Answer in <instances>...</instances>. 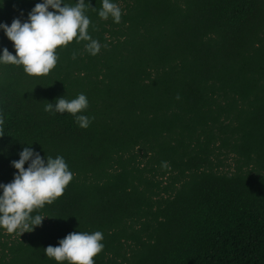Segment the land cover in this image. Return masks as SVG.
Segmentation results:
<instances>
[{
	"label": "trees",
	"instance_id": "trees-1",
	"mask_svg": "<svg viewBox=\"0 0 264 264\" xmlns=\"http://www.w3.org/2000/svg\"><path fill=\"white\" fill-rule=\"evenodd\" d=\"M37 2L0 0V22ZM115 2L119 22L84 9L97 54L74 38L47 74L0 64V182L32 143L73 173L40 226L0 228V264H68L43 248L96 230L94 264H264V0ZM79 93L87 128L44 110Z\"/></svg>",
	"mask_w": 264,
	"mask_h": 264
},
{
	"label": "clouds",
	"instance_id": "clouds-1",
	"mask_svg": "<svg viewBox=\"0 0 264 264\" xmlns=\"http://www.w3.org/2000/svg\"><path fill=\"white\" fill-rule=\"evenodd\" d=\"M85 7H90V0H76L74 4L65 0H39L25 20L16 17L10 24L0 22V30L14 49L13 53L7 47L0 48V64L20 65L30 76L47 74L57 63V47L67 45L74 38L77 43L85 42L84 49L90 55L97 54L101 45L87 31L90 18L84 12ZM93 10L101 19L111 17L113 22H119L121 18V8L115 0H101V6ZM87 106L86 95L79 93L71 99L57 97L54 103L47 102L44 110L71 114L80 128H87L92 119L82 111ZM32 144L23 147L19 158L10 162L16 170L12 180L0 182V228L8 233L31 232L40 226L45 216L32 214L33 210L60 197L73 176L62 155L42 158ZM102 240L100 230L74 231L43 250L57 262L94 264L93 257L104 247Z\"/></svg>",
	"mask_w": 264,
	"mask_h": 264
},
{
	"label": "rangeland",
	"instance_id": "rangeland-1",
	"mask_svg": "<svg viewBox=\"0 0 264 264\" xmlns=\"http://www.w3.org/2000/svg\"><path fill=\"white\" fill-rule=\"evenodd\" d=\"M145 163H146V159H143L140 165L144 166ZM233 164H234L233 158L228 157L225 161H223V166L221 168L224 170H232L234 168ZM161 180L163 181V184H167L169 181L167 178L164 179L161 178Z\"/></svg>",
	"mask_w": 264,
	"mask_h": 264
}]
</instances>
